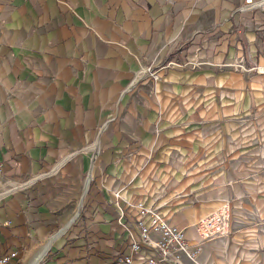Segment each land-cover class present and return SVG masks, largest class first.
<instances>
[{
  "label": "crops",
  "instance_id": "0c3cea01",
  "mask_svg": "<svg viewBox=\"0 0 264 264\" xmlns=\"http://www.w3.org/2000/svg\"><path fill=\"white\" fill-rule=\"evenodd\" d=\"M255 1L0 0V259L113 264L141 204L191 243L229 209L182 264H264Z\"/></svg>",
  "mask_w": 264,
  "mask_h": 264
},
{
  "label": "built area",
  "instance_id": "2783aa9c",
  "mask_svg": "<svg viewBox=\"0 0 264 264\" xmlns=\"http://www.w3.org/2000/svg\"><path fill=\"white\" fill-rule=\"evenodd\" d=\"M252 3V0H245L246 6ZM254 4L257 9L264 10V0H257ZM142 73H150L157 78L149 68ZM136 207L139 211V239L129 245L128 255L117 257L113 264H182L183 258L194 260L204 242L222 238L230 231L231 215L227 207L218 209L196 223L198 240L195 243L186 238L183 229L169 225L154 210L141 204ZM144 218L148 220L145 222ZM0 264H18V260L10 261L7 257L0 259Z\"/></svg>",
  "mask_w": 264,
  "mask_h": 264
},
{
  "label": "rangeland",
  "instance_id": "374dc122",
  "mask_svg": "<svg viewBox=\"0 0 264 264\" xmlns=\"http://www.w3.org/2000/svg\"><path fill=\"white\" fill-rule=\"evenodd\" d=\"M8 181H11V180H9V179H6L5 177H3V176H0V197H2V196H4V195H6V194H9L10 192H12V191H14V190H16V189H18V188H20L21 187V185H20V182H17V183H15L16 184V189H12V190H10V182H8ZM11 182H13V181H11ZM15 182V181H14ZM13 182V183H14ZM79 206V205H78ZM77 206V207H78ZM75 208V207H74ZM78 212V208L75 210V212L71 215V216H69L70 218H72L76 213ZM78 216V217H77ZM77 218H76V220L79 218V215L77 214ZM75 220V221H76ZM74 221V222H75ZM73 224V223H72ZM70 228V227H69ZM50 252V250H48L45 254H44V256H43V258L41 259V261H40V264H43V262L46 260V258L48 257L47 256V254ZM18 264H22V262L19 260V262H18Z\"/></svg>",
  "mask_w": 264,
  "mask_h": 264
},
{
  "label": "bare ground",
  "instance_id": "6f19581e",
  "mask_svg": "<svg viewBox=\"0 0 264 264\" xmlns=\"http://www.w3.org/2000/svg\"><path fill=\"white\" fill-rule=\"evenodd\" d=\"M45 249L42 250V252L40 253L39 257L42 256V254H44Z\"/></svg>",
  "mask_w": 264,
  "mask_h": 264
}]
</instances>
